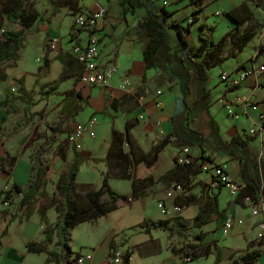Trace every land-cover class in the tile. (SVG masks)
<instances>
[{
  "label": "crops",
  "instance_id": "0c3cea01",
  "mask_svg": "<svg viewBox=\"0 0 264 264\" xmlns=\"http://www.w3.org/2000/svg\"><path fill=\"white\" fill-rule=\"evenodd\" d=\"M72 1L73 4L69 3L66 8H76L79 4V8L85 12L79 15L103 10V17L97 26L84 28L73 38L70 31L73 27H78L74 21L75 13L72 10L68 14L59 11L67 6L65 0L60 2V7H54L51 2L52 9L49 7L46 15L42 17L39 11L40 20L30 29L33 34L25 41L18 59L23 57L22 65L28 70L40 71L38 75L41 77L36 78L45 97L51 100L53 96H63L58 120L66 115L64 112H74L80 108L83 110L75 118L73 128L92 119L97 120L96 136H86L83 141V148H87L86 154L78 152L86 159L77 176L78 184H92L90 175L83 174V169L106 162L113 143V130L125 135L128 126L131 144H124L126 170L119 175L106 170L102 176L99 174L100 184L92 185L100 188L104 175H109L112 189L111 181H119L120 190H113L129 197L132 193V178H151L153 184L145 190L144 198H139L130 205H122L119 201L115 211L93 223L79 224L73 231L74 254L69 259L63 258L60 247L56 245L57 240L46 252H30L29 243H42L45 240V224L38 213L29 218L26 213L25 218L18 219L17 214L12 212V206L4 208L1 204L3 197H0V264H55L49 262L52 252L62 256L60 264H73L72 260L78 254H92L91 264H113L106 252L110 249L112 258L117 248L131 253L130 260L120 264H207L209 259V264H233L235 259L256 250L262 251V257L256 264H264V239H259L257 227L264 215L253 218L244 203L245 195L257 200L264 199V132L254 140L249 135L259 114L264 113V74L258 70L264 65V54L258 56L260 47L264 46V0L259 4V0H126L128 3L125 8L121 5V0ZM244 7L246 11H242ZM232 13L237 14L241 20L249 15H253V19L246 20L239 26L232 18ZM151 16L163 24L165 44L154 56V66L148 68L144 60V49L149 38L138 33L137 25ZM192 18L193 22L190 23ZM201 25L214 27L212 38L215 43L238 29L240 32L255 31L253 39L241 50L227 39L222 51L226 60L210 69L206 80L197 77L195 62L189 56L191 51L200 46ZM168 32L179 34L176 39H172L171 46L167 42ZM181 35L187 41L186 48L183 47ZM92 37L99 40L100 62L118 66V71L108 87L87 86L78 80L82 67L72 54V48L76 44L87 45ZM53 38L59 40L55 51L49 50ZM34 51L42 53L43 57L35 69L30 64ZM55 67L58 69L57 77L50 81L48 75ZM248 68H252L254 74L237 89H230L221 81L222 74L236 76ZM25 70L20 67L13 78H24L26 89L34 96L33 89L28 88ZM62 75H65V80L58 89L53 94L45 93L48 89L45 87L52 85ZM125 78H130L133 82L128 91L119 88ZM64 83H69V87L64 88ZM67 92H73L74 97L67 98ZM237 95L252 98L258 109L237 106L234 110L239 118L229 115L220 99H233ZM3 102L0 107L5 108L1 105ZM161 130L166 136L176 137V140H167L168 143H164ZM184 147L190 148L192 163L180 166L176 163V157ZM156 148L160 149L153 165L135 164L137 159ZM5 155L0 153V157ZM206 162L226 166L232 181L248 187L245 193L233 196L225 186L213 187V175L201 171V166ZM57 175L58 173L52 177V182ZM30 178L31 171H27L25 164H16L14 172L0 171V195L7 185L27 186ZM178 184L189 189V193L203 202H206L209 195H216L219 210L224 212L222 216H213L212 223L202 229H193L198 230L191 232L193 234H206L203 245H210L212 252L209 256L190 263H184L179 256H174L173 248L169 253L166 245L157 243L155 236L162 230L148 233L138 226L145 220L158 221L175 216L192 219L198 214L199 205L181 208L179 213L172 211V207L178 205L180 194L177 191L173 197L168 194ZM161 202L169 210V215L162 214L159 207ZM138 215H142L143 219L131 223L130 217ZM228 216L242 220L243 223H236L232 232L225 236L223 223ZM55 217L57 220V215ZM56 220L50 222L48 216L50 224H54ZM99 222H103L104 228L100 242L80 244L78 250L74 248L73 241L77 231L84 228L86 236L92 238V226ZM112 241H115L113 248ZM139 247H142V252ZM164 252L172 256L158 261L156 257Z\"/></svg>",
  "mask_w": 264,
  "mask_h": 264
},
{
  "label": "trees",
  "instance_id": "16d2710c",
  "mask_svg": "<svg viewBox=\"0 0 264 264\" xmlns=\"http://www.w3.org/2000/svg\"><path fill=\"white\" fill-rule=\"evenodd\" d=\"M63 0H51L54 7H60V2ZM262 0H259L258 4ZM126 0H121V5L125 8ZM27 3L20 4L18 11L14 14H9L8 18L13 23L20 25L19 30H4L0 37V85L3 82L8 81L9 77L6 73L7 62L16 61L19 56V52L22 49L25 41L33 34L30 29L40 20L39 13V0H30L29 7L27 9ZM244 7L242 11H246ZM232 18L236 20L239 26L244 24L246 20H252L253 15L247 16L246 19H240L237 14L232 13ZM84 28L73 27L70 31L73 38L77 33H81ZM214 27L201 25L199 38L200 46L189 53V56L195 62L196 75L201 80L208 79V71L214 68L219 62L226 60L222 51L224 43L227 39L233 43L238 50H241L247 45L255 36V31L246 30L240 32L239 29L228 33L221 41L215 43L212 38ZM137 31L140 35H145L149 38V43L144 49V60L148 68L154 66V56L164 46L165 38L163 33V24L155 18L148 17L144 21L138 23ZM181 34V33H180ZM182 37V35H181ZM183 47L186 48L187 41L182 37ZM264 54V46H261L258 51V56ZM65 80V75L59 77V79L52 85H47L48 88L45 93L53 94L59 87V85ZM80 81V76L78 77ZM20 85V91L24 96L33 98V93L26 89L24 78L17 80ZM67 98H73V92L65 93ZM6 108V112L0 122V132L7 122L10 114L24 113L26 118H36L41 115V112L27 113L26 110L10 99L1 104ZM83 108L68 110L64 112V116H61L59 120L51 125H48L45 130H40V126H36L33 133L25 139V150L32 147L36 142H40L32 157L31 165V178L26 187H21L18 184H13L9 187L7 192L2 191L0 197L3 198V202L13 203L16 196H21V206L27 208V217H32L33 214L38 213L41 221L45 224V240L42 243L31 242L28 244L30 252L41 253L46 252L48 247L56 241V245L60 247L63 258L69 259L73 256L72 240L74 229L84 222H95L98 218L107 215L110 212L115 211L118 208V202L123 205H130L133 201L144 198L146 195L145 190L153 184V179H137L132 178V193L129 197L122 196L118 192L112 189L109 183V175H104L102 186L100 188L92 187L88 191L82 193L80 185L77 183V176L80 173L81 166L86 161L81 157L78 152L73 151V160L68 164L65 171L61 173L57 184V198H50L47 192V186L52 182V177L58 173L54 168L50 154L53 152V156L56 160L63 162L68 161V154L73 147L68 136L73 131V123L79 112ZM62 136H66L64 140ZM256 137H252L254 140ZM128 142L131 144L130 127H127V133L124 135L119 133L115 129L113 130V143L109 150V155L116 151L122 153L124 150V144ZM164 143H168L167 140ZM75 148V147H74ZM160 148L153 149L147 154L143 155L135 161L136 165L145 163L148 166L154 164L158 158ZM135 154V153H134ZM107 157V158H108ZM125 158V157H123ZM14 156L6 151V155L0 157V171L10 172L8 165L13 162ZM136 159V157H135ZM185 188V187H184ZM247 186L242 189L240 194L245 193ZM189 189L185 188V193L179 196L178 206L181 208H187L192 205H199L198 214L192 218L187 219L183 216H175L173 218L150 221L145 220L140 225L146 232L162 230L167 232L170 236H178L187 240L191 239L185 245L177 248L173 247L172 253L174 256L180 258L189 257V262H194L196 259L209 256L211 254V246L203 245V241L206 238V234L201 232L199 234L191 233L193 229H202L203 227L212 223L213 216H222L223 211L219 210L218 199L216 195L208 196L206 202H203L196 195L189 193ZM108 196L109 200H104V197ZM245 195L244 197H246ZM250 196V195H248ZM46 201L48 204H41V201ZM54 209L57 214V220L54 224H50L48 221V211ZM7 212H4L6 216ZM14 218V217H13ZM115 246V241H112L111 248ZM262 257V251L256 250L241 256L239 259H235L233 264H256ZM125 261H129L131 253L125 254ZM62 256L56 253H50L49 262L60 264ZM72 264V263H71Z\"/></svg>",
  "mask_w": 264,
  "mask_h": 264
},
{
  "label": "rangeland",
  "instance_id": "374dc122",
  "mask_svg": "<svg viewBox=\"0 0 264 264\" xmlns=\"http://www.w3.org/2000/svg\"><path fill=\"white\" fill-rule=\"evenodd\" d=\"M27 3V9L29 10V3L30 0H0V37L4 30L10 31V30H18L20 28V25L18 23H13L9 18V14H14L16 11H18L20 4ZM73 4L72 0H65V4L67 6L62 7L59 11H63L64 13L68 14L71 10L75 13L74 21H76L77 16L79 13H85L81 8H79V4H77V7H69L68 5ZM129 6V4H128ZM51 7L52 4L50 0H39V11L42 14V17L46 15L48 8ZM67 7V8H66ZM76 24V23H75ZM176 35H179L178 33L175 34L173 32H168L167 36V42L171 46L172 39H176ZM42 53H38L35 51L31 55L30 64L35 69L40 64L38 62L39 59H43L41 56ZM24 56V53H23ZM23 57H19L17 61H10L7 63L8 70L7 72L10 74V78L7 82H4L1 84L0 87V103L5 100L6 97L10 99L12 102H14L16 105H19L20 107L24 108L27 113H33V112H41V115L34 118H30L28 120L24 113H17V114H10L8 116L7 122L5 123V126L0 132V153L2 155H5V151L8 150L13 156V162L8 165V168L11 172H14V168L16 164L21 165L25 164V167L27 168V171H31V165H32V157L38 148L40 142H36L32 147L25 150V139L29 137L36 126H40V130H45L48 125H51L53 123H56L59 117L61 105L63 104L64 98L63 96H53L51 100H49V97H45V94L43 92V88H41L37 81V76L40 71L34 70L32 72L31 70H28L27 67L23 66ZM26 69L25 70V77L28 82V88L33 89L34 96L33 98L26 97L22 94L20 91V85L16 81L18 78H13V75L18 73L19 68ZM58 69L52 68L50 74L48 75V80L52 81L57 77ZM83 84V83H81ZM64 88L69 87V83H64ZM15 89L16 92H13L12 89ZM5 113V108L0 107V118ZM84 117V116H83ZM66 136H62L61 139L64 140ZM79 152L82 155L86 154V146L81 151H77L74 147H71L69 154H68V161L67 163L56 160L53 156V152L50 154V157L53 162V166L58 171V175L56 176L55 181L51 182L47 186V192L52 199H56L57 196V184L59 181V177L62 172L65 171L68 164L73 160V151ZM125 151L122 153H117L116 151L112 152L109 157L107 158L106 162H100L97 164H93L92 166H86L83 169V174H88L91 177V183H97L100 184L101 178H99V174H102L108 170L111 172V174L119 175L122 174L126 168V161H125ZM202 171V170H201ZM92 174L94 177L92 178ZM112 186L113 189L119 191V186L121 182L112 180ZM92 184H79L80 190L82 193L88 191L93 187ZM26 187V186H25ZM95 187V186H94ZM6 188V186L4 187ZM104 200H109L108 196L104 197ZM2 201V200H1ZM1 204L4 205V208H8L12 206V212L17 214L18 219H23L26 216L27 208L21 206V196H16L12 204L5 205L3 202ZM41 204H48L46 201H41ZM35 215H38L37 213ZM57 214H55L54 209H50L48 211V216L50 218V222H54L56 219ZM143 219L142 215L131 216L130 220L131 223L138 222ZM103 222H99L96 226H92V238H89L86 236V232L83 230L84 228L79 229L75 235V239L73 241L74 248H78L80 244H87L89 242H100V239H102L103 236V230L102 228ZM81 227V226H80ZM198 230H192L191 232ZM168 233L165 231H160L155 236V240L160 245H166V248L168 252H171V249L173 247H181L188 243L191 239L187 240L182 237H171L167 236ZM40 238V236L38 237ZM123 245V244H121ZM78 250V249H77ZM139 250H142V247H139ZM142 252V251H141ZM106 256L111 259V251L108 249L106 252ZM172 256L171 254H168L164 252L163 254L156 257L158 261L165 260L166 258ZM183 259V258H181ZM184 263H190L185 262ZM203 262V261H202ZM207 264L210 263V259L206 261Z\"/></svg>",
  "mask_w": 264,
  "mask_h": 264
},
{
  "label": "built area",
  "instance_id": "2783aa9c",
  "mask_svg": "<svg viewBox=\"0 0 264 264\" xmlns=\"http://www.w3.org/2000/svg\"><path fill=\"white\" fill-rule=\"evenodd\" d=\"M167 5V2H164ZM104 11L97 10L88 14H80L77 16L76 25L81 28H94L97 26L98 21L103 17ZM218 15L220 13H217ZM193 22V18L190 20V23ZM58 38H53L49 44V50L55 51L58 46ZM72 54L74 55L76 61L81 65L82 72L80 76V81L87 86H97V87H108L113 80L114 76L118 71V66L114 63L104 65L100 62L101 57V48L99 40L97 37H92L87 45L76 44L72 48ZM41 61L40 59L38 60ZM259 72L264 74V65L259 67ZM252 68L244 69L238 75L234 76L233 74H222L221 81L226 83L230 89H237L241 87L245 81L254 74ZM133 82L130 78H125V80L119 85V88L123 91H128L132 88ZM13 92H16L15 89H12ZM220 103L224 106L227 113L232 115L234 118L238 119L239 114L234 110L237 106H246L253 110H257V104L250 97H244L241 95L235 96L233 99L222 98ZM158 106H161V103H158ZM143 119V117H140ZM97 124L96 119L90 120L86 124H78L73 128L72 133L68 136L70 144L75 147L77 151L83 149V141L86 136L94 138L96 136L95 127ZM264 132V113L261 112L258 117L257 123L250 129V137H258ZM161 136L165 140L175 141L176 137L166 136L163 130L160 131ZM176 163L180 166H187L192 163V155L189 147H184L180 149L176 157ZM201 170L206 173H211L213 175V187L225 186L227 187L233 196H237L241 193L242 189L245 188L244 185L232 181L227 172L226 166L223 165H212L210 162H206L201 166ZM9 187L3 189L4 192H7ZM179 192L180 195L185 193V188L182 184H178L175 189L168 194L169 197L174 196V192ZM5 197V196H4ZM3 197V198H4ZM244 203L247 205L250 211V215L253 218H257L261 215H264V199L257 200L254 197L246 196L244 198ZM5 205H8L9 202H4ZM163 215H169V210L166 208L163 202L159 205ZM172 211L179 213L181 207L175 205L172 207ZM242 224V220H236L233 216L226 217L223 223V235H229L235 224ZM259 229V239H264V219L261 220L258 225ZM125 251L121 248H117L113 252L111 262L113 264H120L125 261ZM185 262H189L190 258H183ZM93 261L92 254H78L76 255L72 262L73 264H91Z\"/></svg>",
  "mask_w": 264,
  "mask_h": 264
}]
</instances>
